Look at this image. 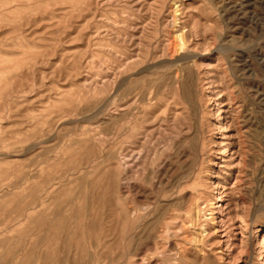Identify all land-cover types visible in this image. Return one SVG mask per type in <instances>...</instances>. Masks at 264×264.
<instances>
[{
  "label": "rangeland",
  "instance_id": "rangeland-1",
  "mask_svg": "<svg viewBox=\"0 0 264 264\" xmlns=\"http://www.w3.org/2000/svg\"><path fill=\"white\" fill-rule=\"evenodd\" d=\"M111 261L264 264V0H0V264Z\"/></svg>",
  "mask_w": 264,
  "mask_h": 264
},
{
  "label": "bare ground",
  "instance_id": "bare-ground-1",
  "mask_svg": "<svg viewBox=\"0 0 264 264\" xmlns=\"http://www.w3.org/2000/svg\"><path fill=\"white\" fill-rule=\"evenodd\" d=\"M175 4V3H174ZM161 79V78H160ZM165 81V80H164ZM147 84V83H146ZM158 84H159V79H156L155 80V82H154V86L155 87H157L158 86ZM161 86V85H160ZM162 88V87H161ZM128 89V88H127ZM159 89V88H158ZM158 91V90H157ZM140 92H143V91H140ZM134 93V92H133ZM132 93L131 92H128L127 90H125L124 91V98H125V100L127 101V102H129V101H133V104L131 103L130 105H128L124 110H127L126 111V115H127V127H128V131H129V137H132V134L134 133L133 131V127H132V125H133V123H137L136 125L138 126V128H143L142 127V125L140 124L141 123V121H144V120H142L141 118H142V116H141V114H142V111H139V104H140V102H141V100H143V95L141 96H135L133 99L132 98H130V95H131ZM137 95L139 94V93H136ZM135 94V95H136ZM157 95V94H156ZM157 98V97H156ZM126 102V103H127ZM157 103H159V102H157ZM160 104V103H159ZM133 105V106H132ZM158 105V104H157ZM159 106V105H158ZM152 108H157L156 106L155 107H152ZM152 111H153V109H152ZM145 112H147V111H145ZM124 115H125V113H124ZM145 115V114H144ZM140 125V126H139ZM126 126V125H125ZM146 129V128H145ZM128 144H130V145H128L129 146V149H128V151H127V154H126V158H128L126 161H129V163L131 164L133 161H134V159L135 160H138L139 158H141V153H136V151L133 149V142L129 139L128 140ZM32 146V145H31ZM142 151V150H141ZM44 153V152H43ZM92 158V157H91ZM34 161V160H33ZM133 164V163H132ZM130 171V170H129ZM129 174H131V173H129ZM128 174V175H129ZM129 176H131V175H129ZM182 178V177H181ZM219 201H221V199H219ZM175 202V201H174ZM172 203V202H171ZM204 204V203H203ZM193 206V205H192ZM203 207V206H202ZM198 209V208H197ZM192 211V210H191ZM133 212V211H132ZM150 212V211H149ZM187 212V211H186ZM196 212V211H195ZM132 214H134V213H132ZM183 214V213H182ZM188 214V213H187ZM134 216V215H133ZM187 219V218H186ZM190 221V220H189ZM84 222V221H83ZM188 223V222H187ZM190 223V222H189ZM152 228V227H151ZM80 234V233H79ZM103 245V244H102ZM99 252V251H98ZM101 253V252H100ZM99 254V253H98ZM107 258V257H106ZM117 258V257H116ZM89 260V259H88ZM63 263V262H62ZM99 263H101L100 261H99ZM112 263V261L110 262V264Z\"/></svg>",
  "mask_w": 264,
  "mask_h": 264
}]
</instances>
